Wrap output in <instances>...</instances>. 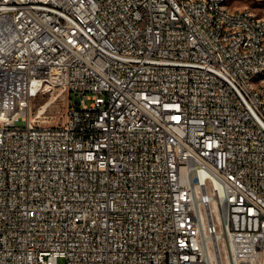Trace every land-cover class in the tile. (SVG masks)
I'll list each match as a JSON object with an SVG mask.
<instances>
[{
    "label": "built area",
    "instance_id": "obj_1",
    "mask_svg": "<svg viewBox=\"0 0 264 264\" xmlns=\"http://www.w3.org/2000/svg\"><path fill=\"white\" fill-rule=\"evenodd\" d=\"M227 1L0 0V264H264V16Z\"/></svg>",
    "mask_w": 264,
    "mask_h": 264
},
{
    "label": "rangeland",
    "instance_id": "obj_2",
    "mask_svg": "<svg viewBox=\"0 0 264 264\" xmlns=\"http://www.w3.org/2000/svg\"><path fill=\"white\" fill-rule=\"evenodd\" d=\"M231 9H248L259 16H264V0H228ZM67 101L58 98L51 101V94L37 98L32 104V118L41 126L60 125L65 121ZM59 264H65L61 258Z\"/></svg>",
    "mask_w": 264,
    "mask_h": 264
},
{
    "label": "bare ground",
    "instance_id": "obj_3",
    "mask_svg": "<svg viewBox=\"0 0 264 264\" xmlns=\"http://www.w3.org/2000/svg\"><path fill=\"white\" fill-rule=\"evenodd\" d=\"M56 100V91H52L51 93V101L54 102Z\"/></svg>",
    "mask_w": 264,
    "mask_h": 264
}]
</instances>
